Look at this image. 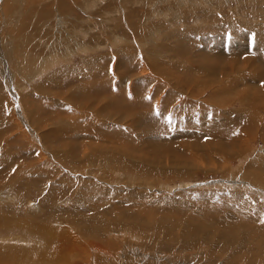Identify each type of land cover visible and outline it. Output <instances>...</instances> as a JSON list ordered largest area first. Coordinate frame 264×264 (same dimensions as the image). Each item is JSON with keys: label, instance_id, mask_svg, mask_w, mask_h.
I'll return each instance as SVG.
<instances>
[{"label": "rangeland", "instance_id": "obj_1", "mask_svg": "<svg viewBox=\"0 0 264 264\" xmlns=\"http://www.w3.org/2000/svg\"><path fill=\"white\" fill-rule=\"evenodd\" d=\"M58 236L264 264V0H0V264Z\"/></svg>", "mask_w": 264, "mask_h": 264}, {"label": "bare ground", "instance_id": "obj_2", "mask_svg": "<svg viewBox=\"0 0 264 264\" xmlns=\"http://www.w3.org/2000/svg\"><path fill=\"white\" fill-rule=\"evenodd\" d=\"M243 51V50H242ZM246 53V52H245ZM184 173H186V172H184ZM86 222V221H85ZM88 222V221H87ZM91 222H93V223H97L98 222V220L95 218V219H93ZM83 223V222H82ZM88 224H89V222H88ZM9 225H11V224H7L6 226H9ZM11 227H13V225H11ZM35 227V226H34ZM37 227V226H36ZM86 228V227H85ZM90 229V228H89ZM87 230H88V228H87ZM97 230H99V229H97ZM96 230V231H97ZM90 232H91V230H89ZM44 232H45V234H44ZM87 233H88V231H87ZM41 236V237H39V235ZM86 234V233H85ZM36 235H37V238L39 239V240H41V241H43V242H50V240H49V235H48V232H47V229L44 227V226H42V225H39V227L37 228V230H36ZM89 235V234H88ZM58 237H60V238H58L57 240L55 239V241L57 242V244H58V246H56L57 248H56V250H55V252H53V255H51V259L50 260H53V258H56V259H58V262L60 263V264H64V261H65V263H69L68 262V258H69V255L72 253V252H74V250H73V248H71L70 247V245H69V243H68V239H65L64 237H61V236H58ZM88 237V236H87ZM34 238V237H33ZM35 239V238H34ZM21 240V239H20ZM64 240H66L67 242H65ZM166 240V239H165ZM17 241V240H16ZM22 241V240H21ZM72 242V241H71ZM71 242H70V244H71ZM75 242V241H74ZM61 243L62 244H64V243H66V248L63 250V249H61ZM76 243V242H75ZM75 247V246H74ZM69 253V254H68ZM105 255H109V254H107V253H105ZM50 256V255H49ZM48 256V257H49ZM110 256V255H109ZM142 256V255H141ZM117 257V256H116ZM128 257V256H127ZM137 257V256H136ZM99 258H101L100 260L99 259H97V264H129L131 261H126L125 259H121V260H119V259H117L116 260V258L115 259H111L112 257H104V256H101V257H99ZM118 258V257H117ZM141 258V257H140ZM143 259V258H142ZM92 259L91 260H89V261H87L85 264H93L92 263ZM74 262V261H73ZM72 262V264H75V263H73ZM134 263L135 264H145L144 263V261H134ZM57 264V263H56Z\"/></svg>", "mask_w": 264, "mask_h": 264}, {"label": "snow or ice", "instance_id": "obj_3", "mask_svg": "<svg viewBox=\"0 0 264 264\" xmlns=\"http://www.w3.org/2000/svg\"><path fill=\"white\" fill-rule=\"evenodd\" d=\"M158 115H159V113H157ZM171 121L169 120V123H170Z\"/></svg>", "mask_w": 264, "mask_h": 264}]
</instances>
